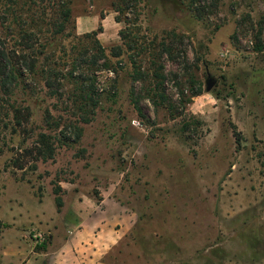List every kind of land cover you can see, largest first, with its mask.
Returning <instances> with one entry per match:
<instances>
[{
    "label": "rangeland",
    "instance_id": "1",
    "mask_svg": "<svg viewBox=\"0 0 264 264\" xmlns=\"http://www.w3.org/2000/svg\"><path fill=\"white\" fill-rule=\"evenodd\" d=\"M36 2L0 0L10 44L17 24L42 31L36 90L17 93L29 133L0 139V264H52L80 188L132 218L115 264H264V0H71L69 20ZM106 13L102 39L81 33ZM40 133L55 157L13 167Z\"/></svg>",
    "mask_w": 264,
    "mask_h": 264
},
{
    "label": "crops",
    "instance_id": "2",
    "mask_svg": "<svg viewBox=\"0 0 264 264\" xmlns=\"http://www.w3.org/2000/svg\"><path fill=\"white\" fill-rule=\"evenodd\" d=\"M111 19H115L112 13H106L105 17L96 14L84 17L79 29L88 33L102 26L99 38L102 39ZM68 193L73 194L64 217L68 235L54 253L52 264H115L119 245L133 227L130 214L107 191L100 198H95L90 188L69 189Z\"/></svg>",
    "mask_w": 264,
    "mask_h": 264
},
{
    "label": "trees",
    "instance_id": "3",
    "mask_svg": "<svg viewBox=\"0 0 264 264\" xmlns=\"http://www.w3.org/2000/svg\"><path fill=\"white\" fill-rule=\"evenodd\" d=\"M28 1L37 3L36 1L44 2L45 0ZM190 3L191 7H199L197 5L198 0H191ZM70 4L71 0H62L57 10L61 17H65L68 20L71 19L72 15ZM195 10L196 9H193V11ZM18 27L19 25L17 24L13 32V44H10L8 39L0 34V139L2 137V131L8 129L12 123L28 134L29 131L27 132V130L23 128V123L30 122L32 116L30 106L25 105V100L27 98L21 100L18 98L17 93L30 96L36 90L32 86V83H30L28 75H32L35 78L38 74L39 64L37 59L27 53V51L34 48V39L37 37V34L42 31L41 29H39V32L33 31L21 26L18 32ZM101 32H103L102 26L92 34L97 37ZM100 48L102 49L101 56L104 57L107 48H103V46H100ZM121 49V46H115L112 50L115 52L118 51L117 55L119 56L122 53ZM163 51L170 54V49L166 46H164ZM47 85H49L50 89L52 88V83L50 81H48ZM95 91L96 89H90L86 93L93 97ZM201 92L202 90L199 94ZM97 105L98 103H94L93 107L95 108ZM15 126L14 131L17 130ZM77 137H81V132H79ZM53 140L52 135L40 133L32 147L26 148L25 150H22V148L17 149L12 161V166L24 169L28 157L33 158L35 161L39 159L42 161L53 159L56 153V146ZM60 192L61 188L56 190V203L59 209L64 206V200Z\"/></svg>",
    "mask_w": 264,
    "mask_h": 264
},
{
    "label": "water",
    "instance_id": "4",
    "mask_svg": "<svg viewBox=\"0 0 264 264\" xmlns=\"http://www.w3.org/2000/svg\"><path fill=\"white\" fill-rule=\"evenodd\" d=\"M215 86V82L210 78L208 82L207 91L211 92Z\"/></svg>",
    "mask_w": 264,
    "mask_h": 264
}]
</instances>
